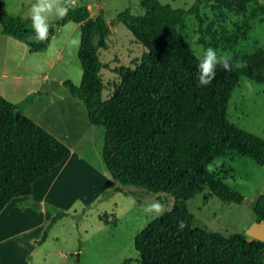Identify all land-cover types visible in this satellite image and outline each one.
<instances>
[{"label": "trees", "instance_id": "trees-1", "mask_svg": "<svg viewBox=\"0 0 264 264\" xmlns=\"http://www.w3.org/2000/svg\"><path fill=\"white\" fill-rule=\"evenodd\" d=\"M251 1L196 0L187 9L167 10L155 0H143L146 11L142 15H133L128 9L119 12L116 22L122 23L145 51L133 68L112 70L119 81L107 99L101 95L99 72L103 65L98 51L106 48L109 27L101 8L94 18L86 5L70 8L66 17L50 23L48 39L38 42L32 38L33 29L26 28L18 16L8 14L0 1V34L23 43L29 53L44 51L56 26L68 21L77 25L78 34H82L76 50L81 77L78 84L65 79L62 85L84 106L88 122L102 128L101 161L107 173L120 187L172 198L171 208L133 237L136 257L125 258L120 264H264V242L247 241L244 233L223 235L193 227V215L186 206L205 188L222 202L241 203L243 196L208 170L224 153L234 152L264 165V139L226 118L230 94L240 77L264 83V48L231 57L230 72L218 67L211 85L200 87L197 65L201 58L165 21L167 13L174 18L193 17L202 49L226 46L235 43L236 37L216 33L213 23H205L202 7L240 16ZM258 14H264V5L251 9L248 16L254 20ZM249 28L248 21L242 20L237 37L244 40ZM241 62L244 67H235ZM262 95L264 100V88ZM27 98L22 105L28 103ZM22 105L0 95V212L12 199L31 196L33 184L61 165L70 152L28 118ZM30 206L41 208L36 203ZM43 207L53 214L38 244L68 215L52 206ZM251 209L254 221L264 220V193L257 194ZM180 221L186 224L183 229L178 227Z\"/></svg>", "mask_w": 264, "mask_h": 264}, {"label": "rangeland", "instance_id": "rangeland-1", "mask_svg": "<svg viewBox=\"0 0 264 264\" xmlns=\"http://www.w3.org/2000/svg\"><path fill=\"white\" fill-rule=\"evenodd\" d=\"M0 1L8 14L18 16L26 28L32 29L29 17L35 0ZM142 1L77 0L76 5L70 7L86 5L92 18L101 8L109 27L106 48L98 51L103 65L99 72L103 99L110 96L113 85L119 81L112 70L133 68L145 51L129 30L115 20L116 15L125 9L133 15H142L146 11ZM155 1L168 10L187 9L196 0ZM263 5L264 0H253L246 6L245 14L240 16L202 7L205 23H213L216 33L236 37L235 43L218 45L215 48L218 54L238 58L264 48V14H258L254 20L248 16L251 9ZM58 19L53 18L50 23ZM242 20H247L250 25L244 40L236 34L241 30ZM165 21L179 32L193 54L201 58L203 49L197 42L195 19L174 18L167 13ZM78 33L77 25L70 21L56 26L55 40L44 51L32 54L26 51L23 43L0 34V95L20 105L28 97V103L22 105L23 113L70 150V155L61 165L33 184L34 198H16L25 201L17 200L13 203L18 204L14 209L7 208L0 215V264H120L125 258L136 257L133 237L157 217L146 213L145 208L156 201L164 205L163 212L172 206L169 195L145 194L141 189L120 187L107 173L101 161L102 128L88 122L84 106L62 85L65 79L78 84L81 77L77 46L71 43L79 36ZM207 39H210V34ZM58 50L61 57L55 59ZM49 60L54 61L53 67H49ZM263 88L264 83L240 77L226 108V118L230 123L262 139ZM208 170L241 194L245 202H222L205 188L186 202L193 215L192 226L223 235L245 234L254 221L251 204L257 194L264 193V165L234 152H226L215 158ZM28 201L43 202L42 206H52L68 213L53 225L46 240L39 244L38 240L53 212L46 208L45 215L23 205ZM128 264L138 263L131 261Z\"/></svg>", "mask_w": 264, "mask_h": 264}, {"label": "clouds", "instance_id": "clouds-1", "mask_svg": "<svg viewBox=\"0 0 264 264\" xmlns=\"http://www.w3.org/2000/svg\"><path fill=\"white\" fill-rule=\"evenodd\" d=\"M77 0H35L30 8V23L34 32L32 37L35 41L45 42L49 37L50 21L53 18L63 19L68 15L71 6L76 5ZM71 43L79 46L82 43V34L74 38ZM231 71L233 63L227 54H218V50L208 47L202 50V57L198 62V84L200 87H208L215 79L217 68ZM235 67H244L243 63H236ZM164 205L159 201L149 204L145 208L146 213L162 215ZM186 226L184 221L178 224L179 229Z\"/></svg>", "mask_w": 264, "mask_h": 264}, {"label": "water", "instance_id": "water-1", "mask_svg": "<svg viewBox=\"0 0 264 264\" xmlns=\"http://www.w3.org/2000/svg\"><path fill=\"white\" fill-rule=\"evenodd\" d=\"M245 200L242 199L241 203ZM247 241L258 240L264 242V220L253 221L245 231Z\"/></svg>", "mask_w": 264, "mask_h": 264}, {"label": "crops", "instance_id": "crops-1", "mask_svg": "<svg viewBox=\"0 0 264 264\" xmlns=\"http://www.w3.org/2000/svg\"><path fill=\"white\" fill-rule=\"evenodd\" d=\"M4 36V35H3ZM7 37H9V36H7ZM55 40V33H54V35H53V37H52V39H51V42L52 41H54ZM50 42V43H51ZM50 45V44H49ZM26 47V46H25ZM26 51L28 52V50H27V48H26ZM29 53V52H28ZM38 53H40V52H38ZM30 54H32V53H30ZM61 52H60V50H58L57 52H56V56H55V59H59L61 56ZM49 67H53V64H54V61L53 60H49ZM3 73V72H2ZM0 75H2V74H0ZM45 76H47V75H45ZM44 76V77H45ZM45 78H47V77H45ZM1 94V93H0ZM70 151V150H69ZM69 155H70V152H69ZM68 155V156H69ZM68 158V157H67ZM40 182V181H39ZM37 184V183H36ZM35 184V185H36ZM35 195V190H33V194L31 195L32 197ZM20 198V197H19ZM34 198V197H33ZM17 200H24L25 201V199H16V198H14V199H12L11 201H10V204H8L7 206H5V208H3L2 209V211L0 212V215L2 214V212L5 210V209H7V208H10V209H14L17 205H15V204H13V203H15V202H17ZM27 201V200H26ZM31 203H33V202H31V201H28L26 204H23V205H29L30 206V204ZM42 203L43 202H39L38 204H40V206H41V208L39 209V210H36V211H39L40 213H43V214H45L46 215V208H44L43 206H42ZM20 205V204H19ZM31 207V206H30ZM32 208V207H31ZM33 209V208H32ZM252 223V222H251Z\"/></svg>", "mask_w": 264, "mask_h": 264}]
</instances>
